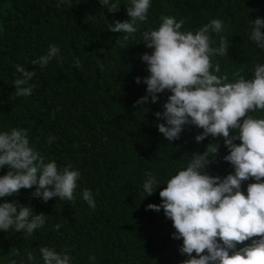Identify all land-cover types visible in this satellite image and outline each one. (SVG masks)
I'll return each mask as SVG.
<instances>
[{"label": "trees", "instance_id": "16d2710c", "mask_svg": "<svg viewBox=\"0 0 264 264\" xmlns=\"http://www.w3.org/2000/svg\"><path fill=\"white\" fill-rule=\"evenodd\" d=\"M119 2V12L110 13L99 0H63L60 7L58 0H0V133L27 129L30 144L47 161L81 173L74 202L54 198L45 203L33 197L34 188L0 199V204L16 200L48 216L44 227L27 239L14 230L0 231V264H29L27 251L34 253L36 264H44L41 246L66 250L72 264H183L188 257L179 251L182 240L172 238V221L163 209L149 211L147 206L162 203L159 191L209 143H219L220 150L208 173L225 177L234 171L223 160L228 150L222 139L196 143L202 130L195 126H185L181 138L171 144L159 133L156 125L163 121L155 113L163 111L170 93L161 94L159 103L133 107L147 95V85L136 83L137 77L149 76L141 57L153 51L141 34L158 28L163 16L184 19L182 31L193 32L220 19L227 26L221 35L229 41V52L212 58L213 64H220L218 75L227 73L231 81L240 71L251 79L255 64H264V49L250 39L252 20L264 18V0H151L147 22L124 48L123 41L117 43L124 34L109 28L116 20L130 19L129 0ZM213 38L218 46L219 37ZM53 43L61 50L63 64L53 60L43 70L33 67L31 61ZM77 58L80 68L74 66ZM17 64L37 71L29 82L36 86L30 97L15 95ZM49 136L57 139L49 144ZM7 171L0 170V176ZM147 172L160 187L151 197L142 188ZM251 182H245V193ZM84 189L92 190L95 210L82 199ZM56 224L62 225L58 231ZM90 255L96 260L90 261Z\"/></svg>", "mask_w": 264, "mask_h": 264}, {"label": "clouds", "instance_id": "9594fccd", "mask_svg": "<svg viewBox=\"0 0 264 264\" xmlns=\"http://www.w3.org/2000/svg\"><path fill=\"white\" fill-rule=\"evenodd\" d=\"M63 0H58L60 7ZM110 13L119 12V0H99ZM127 16L123 22L116 20L109 26L114 33H123L121 47H127L129 39H135L140 25L148 20L151 0H129ZM186 21L163 16L156 29L144 31L142 42L151 54L141 59L147 64L149 76L136 83L147 85V95L135 101L133 107L147 103H159L160 95L170 93L163 104V111L155 116L159 133L170 144L181 138L185 126H195L202 132L195 136L196 143L208 137L223 140L228 154L223 160L233 172L225 177L212 176L209 166L219 156L220 144L209 143L205 151L191 156L185 168L171 176L163 190L159 191L162 203L149 204L146 210L160 212L172 221L176 230L172 238L182 240L181 255L188 258L183 264H264V64L256 63L253 77L246 79L240 71L229 75L221 72L219 62L213 57L228 56L229 41L221 33L225 22L212 19L207 25L193 31H182ZM213 34L219 37L218 46ZM250 39L264 49V18L251 23ZM60 48L50 44L47 52L31 61L39 70L53 60L63 64ZM103 51V50H101ZM76 68L81 67L77 58ZM18 74L13 80L15 95L30 97L36 87L29 82L37 71L24 66H14ZM101 71L104 65H99ZM144 110V109H142ZM57 108L55 112H58ZM53 112L52 118H55ZM56 137L49 136L51 144ZM239 141L240 143H236ZM8 171L0 176V199L18 196L22 189H35L34 198L45 203L59 200L75 201L77 181L81 173L70 166L62 170L55 161L46 158L30 144L27 129L12 128L0 133V170ZM143 192L151 197L157 191V178L145 173ZM247 184L246 193L244 184ZM82 199L95 210L96 201L91 189L82 191ZM48 216L36 214L31 205L13 202L0 204V231L14 230L23 238L32 236L44 227ZM62 225L56 224L58 231ZM44 264H72V256L66 250L57 252L54 247L41 246ZM19 255V249L15 252ZM195 254V255H193ZM29 264H36V256L27 251ZM95 261L94 255L89 256ZM11 264H16L15 260Z\"/></svg>", "mask_w": 264, "mask_h": 264}]
</instances>
